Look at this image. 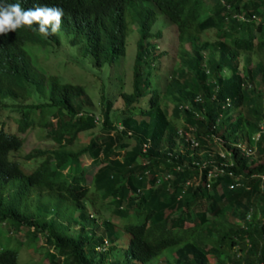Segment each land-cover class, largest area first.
I'll use <instances>...</instances> for the list:
<instances>
[{"label":"trees","instance_id":"obj_1","mask_svg":"<svg viewBox=\"0 0 264 264\" xmlns=\"http://www.w3.org/2000/svg\"><path fill=\"white\" fill-rule=\"evenodd\" d=\"M8 2L25 10L59 7L64 15L61 31L49 37L35 24L0 35V108L13 113L16 125L14 131L5 130L0 119V231L12 235L24 230L25 244L34 248L43 242L50 264H145L166 247L149 264H264V0ZM157 14L162 15L159 22ZM130 20L137 38L131 88L126 90L123 77L111 73L124 53ZM163 24L175 28L179 44L162 86L169 109L160 88L150 82L151 74L158 73L157 57L166 52L157 44ZM207 29H213L212 40L200 38ZM62 40L88 55L94 66L108 64L122 101L115 115L102 87L101 120L95 122L91 96L82 84L61 81L33 63L29 51L36 45L58 46ZM243 51L259 58L242 62ZM144 87L149 89L140 105ZM195 93L207 107L199 119L176 105ZM225 97L230 106L217 119ZM179 119L198 126L201 142L212 126L226 140L254 144L255 151L247 156L235 150L226 168L231 173L216 176L206 187L204 168L181 164L190 156L166 154L180 140L175 133ZM95 125L98 131L73 149L77 133ZM33 126L45 129L54 144L27 152L24 158L31 167L24 170L9 154L20 147V133ZM81 154L96 164L90 185ZM234 175L239 184L229 186ZM90 186L102 199L113 201V211L123 216L121 227L128 237L119 260L110 258L117 226L107 218L98 222L87 209ZM72 224L75 234L70 233ZM0 264H22L16 249L2 242Z\"/></svg>","mask_w":264,"mask_h":264},{"label":"rangeland","instance_id":"obj_2","mask_svg":"<svg viewBox=\"0 0 264 264\" xmlns=\"http://www.w3.org/2000/svg\"><path fill=\"white\" fill-rule=\"evenodd\" d=\"M162 18L161 14H157L156 22H159ZM133 24V23H132ZM131 24L125 39V49L122 56L117 58L113 62V68L111 74L123 77V88L130 90L131 86V70L130 66L133 59V53L135 49V42L137 38L136 28ZM162 28L160 37L157 38V44L159 49H165L166 52L157 57L160 60L158 66V73L156 75L151 74L150 82L152 85H156L160 88L162 93V100L164 101L166 108L169 109L171 101L165 96L162 86L168 75L171 65L176 60L177 51L179 49L178 41L175 37L173 26H160ZM155 29V28H154ZM200 38L210 39L214 38L213 29H207L200 34ZM36 50H30L29 55L33 63L46 70L49 73H53L58 76L61 81L79 83L82 84L85 91L93 102L92 110L94 114H98V96L101 91V87L105 90L106 94L111 98V114L117 112L118 108L122 104L121 98L117 95V89L114 85V76L110 74V68L105 63L101 67L94 66L88 55H82L76 48L67 46L65 41H61L60 45L56 46L54 43L46 42L42 46H35ZM259 58V55L253 51H243L240 55V60L255 61ZM149 57L146 56L145 67L148 69ZM152 70V69H151ZM153 71V70H152ZM166 74L165 76H163ZM112 76V78H111ZM149 87H144L145 91L138 101L140 105H144L145 97L147 96ZM13 113L8 112L5 108H0V119L4 120V129L8 131L15 130V122L12 119ZM98 124V123H96ZM98 131V125H95L89 130H82L77 133L71 147L77 148L84 145L91 135ZM45 129L42 127H28L24 132L20 133L23 136L22 143L17 150L10 152L9 157L13 160L19 161L24 170L31 167L29 159H25L24 156L30 150L34 148L52 147L54 142L45 135ZM80 164L83 168L86 184L90 185V177L96 167V164L86 155L81 154L79 157ZM87 209L93 212L98 222L107 218L117 226V239L115 240L114 248L112 249L110 258H116L119 260V256H123V249L128 237V234L121 227L123 216L116 214L113 211L115 203L109 198H101L99 195L90 190L87 193ZM127 219V218H125ZM132 221H136L135 217L130 218ZM1 228V227H0ZM75 224L70 225V233H76ZM27 236L24 234V230L16 232V234L6 235L3 231H0V242L6 247H11L17 251V260L22 264H50L45 256V249L47 248L44 243L40 242L39 246L33 247L32 243H26ZM169 250L168 247L161 250V252L153 257L151 261L145 264L156 262L157 257L166 253Z\"/></svg>","mask_w":264,"mask_h":264},{"label":"built area","instance_id":"obj_3","mask_svg":"<svg viewBox=\"0 0 264 264\" xmlns=\"http://www.w3.org/2000/svg\"><path fill=\"white\" fill-rule=\"evenodd\" d=\"M214 96L212 95L211 98ZM177 108L183 113L190 115L194 119L202 118L206 112L207 107L203 96L199 93H195L193 96L186 100L177 102ZM230 106L229 97H225L220 101L219 109L217 110L216 118H221L224 116L225 110ZM94 121L99 122L101 117L98 114L93 115ZM114 125L120 129L122 128L119 121H115ZM198 126L192 122H185L179 119L175 127V133L179 137V141L175 142L170 150L166 151L168 156L173 153L178 152L179 154H185L190 156V159H184L181 164H189L199 168H204L205 178L203 180L204 185L207 187L210 181L218 175L225 172L230 174V169L226 168L231 165L232 161L230 159L231 154L237 150L242 152L244 155H251L255 151L254 144L246 143V141L240 140H226L218 132L212 131V126L203 132L202 142L200 141L198 135ZM258 137V131L252 135L253 139ZM147 143H143L142 146L145 147ZM196 154L198 157H194ZM178 165V164H177ZM169 176V174H166ZM237 175L233 176V182L229 186H236L239 184ZM159 177L156 179L158 182ZM249 213H246V218ZM103 246L106 240H103Z\"/></svg>","mask_w":264,"mask_h":264},{"label":"clouds","instance_id":"obj_4","mask_svg":"<svg viewBox=\"0 0 264 264\" xmlns=\"http://www.w3.org/2000/svg\"><path fill=\"white\" fill-rule=\"evenodd\" d=\"M63 9L35 5L27 10L19 3L0 0V35L7 36L18 28L38 26V32L44 37L58 34L61 31Z\"/></svg>","mask_w":264,"mask_h":264}]
</instances>
